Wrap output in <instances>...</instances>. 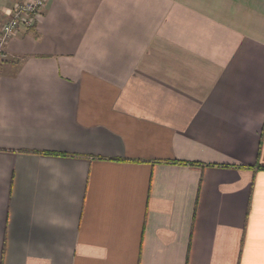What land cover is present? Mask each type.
<instances>
[{
	"label": "crops",
	"instance_id": "obj_1",
	"mask_svg": "<svg viewBox=\"0 0 264 264\" xmlns=\"http://www.w3.org/2000/svg\"><path fill=\"white\" fill-rule=\"evenodd\" d=\"M6 50L0 264H264V0H47Z\"/></svg>",
	"mask_w": 264,
	"mask_h": 264
},
{
	"label": "built area",
	"instance_id": "obj_2",
	"mask_svg": "<svg viewBox=\"0 0 264 264\" xmlns=\"http://www.w3.org/2000/svg\"><path fill=\"white\" fill-rule=\"evenodd\" d=\"M47 0H24L13 10L10 18L0 26V65L7 56L6 46L23 27H34L42 16Z\"/></svg>",
	"mask_w": 264,
	"mask_h": 264
}]
</instances>
